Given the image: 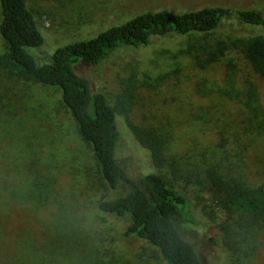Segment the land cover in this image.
Masks as SVG:
<instances>
[{
	"label": "rangeland",
	"instance_id": "1",
	"mask_svg": "<svg viewBox=\"0 0 264 264\" xmlns=\"http://www.w3.org/2000/svg\"><path fill=\"white\" fill-rule=\"evenodd\" d=\"M27 1L45 36L42 46L30 48L40 64L50 61L57 45L93 38L145 11L206 5L264 11V0ZM240 26L264 33L261 27ZM230 32L226 26L198 37L218 40ZM187 40L189 36L180 34L155 37L147 45L119 49L98 66L82 64L78 70L97 90L105 91L113 105L119 92L130 89L128 116L119 114L120 163L136 179L149 171L164 174L190 199L196 222L183 234L195 244L203 264H234L223 244L211 240L224 213L216 205L206 172L212 167L251 185L264 182V131L254 129L264 120V78L238 49L201 69L184 54ZM5 51L0 33V61ZM233 62L236 92L231 98L221 89ZM250 87L258 94L253 108L246 103ZM127 119L165 139L168 161L180 164L175 176L168 167L154 166ZM36 152L45 163L60 162L54 168V193L42 207L28 201L38 175L31 165ZM119 190L125 187L111 188L101 177L59 88L19 79L0 62V264H167L147 240L124 236L129 217L97 208L101 198L115 197ZM59 235L69 238L70 245L62 239L55 244ZM248 264H264V240Z\"/></svg>",
	"mask_w": 264,
	"mask_h": 264
},
{
	"label": "trees",
	"instance_id": "2",
	"mask_svg": "<svg viewBox=\"0 0 264 264\" xmlns=\"http://www.w3.org/2000/svg\"><path fill=\"white\" fill-rule=\"evenodd\" d=\"M0 6V33L6 47L0 62L19 79L59 88L79 134L93 151L101 177L111 188L125 187L115 197L101 198L97 208L105 213L129 217L124 236L147 240L159 250L167 264H203L197 247L183 234L184 228L196 222L190 199L161 172H145L136 179L119 161V116H128L133 93L124 88L113 105L107 93L97 90L80 73L78 66H98L119 49L147 45L155 37L180 34L190 37L183 51L199 68L206 69L230 50L238 49L254 71L264 78V33L250 32L240 26L264 28V11L229 5H206L186 11L168 8L145 11L108 27L93 38L57 45L51 51L50 61L40 64L30 48L42 46L45 36L28 1L0 0ZM226 26L232 32L226 38L198 37ZM228 65L233 71L227 72L226 86L221 92L234 98V62ZM248 95L246 103L253 108L251 102L258 101L254 87L248 89ZM127 124L136 140L149 151L154 166L157 169L168 167L175 176L180 164L176 159L168 161L165 139L143 124L130 119ZM254 129L264 131V120L257 122ZM35 154L31 165L38 175L33 193L27 189L28 201L42 207L54 193V168L57 169L60 162L51 165L42 161L37 152ZM206 176L216 205L224 213V218L216 224V239L212 237L211 240L219 246L223 244L234 264H248L256 257L264 240V182L251 185L240 177L212 167ZM60 240L70 245V239L60 235L54 243H60Z\"/></svg>",
	"mask_w": 264,
	"mask_h": 264
}]
</instances>
